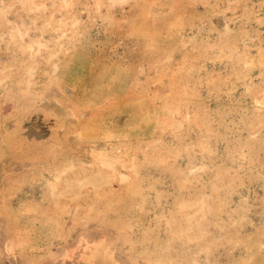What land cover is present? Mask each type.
Instances as JSON below:
<instances>
[{
  "label": "rangeland",
  "instance_id": "rangeland-1",
  "mask_svg": "<svg viewBox=\"0 0 264 264\" xmlns=\"http://www.w3.org/2000/svg\"><path fill=\"white\" fill-rule=\"evenodd\" d=\"M0 228V264H264V0H0Z\"/></svg>",
  "mask_w": 264,
  "mask_h": 264
},
{
  "label": "bare ground",
  "instance_id": "bare-ground-1",
  "mask_svg": "<svg viewBox=\"0 0 264 264\" xmlns=\"http://www.w3.org/2000/svg\"><path fill=\"white\" fill-rule=\"evenodd\" d=\"M226 25V24H225ZM224 28V27H223ZM226 28V27H225ZM227 29H229V28H227ZM230 30V29H229ZM62 67V66H61ZM27 95V94H26ZM58 96V95H57ZM4 108V107H3ZM6 108H8V107H6ZM10 110V109H9ZM8 109L6 110V111H9ZM56 110V109H55ZM6 111H4V112H6ZM57 113L59 112V111H56ZM7 113V112H6ZM64 120V119H63ZM62 119H61V122L63 121ZM67 120H68V118H67ZM58 121H60V120H58ZM66 121V120H65ZM30 131H31V129H30ZM29 134V133H28ZM70 141V140H69ZM72 141V140H71ZM79 141H80V139H79ZM75 143V142H74ZM24 167H25V165H23ZM27 166V165H26ZM44 168H46V167H44ZM85 175V174H84ZM78 176V175H77ZM99 178V177H98ZM92 179V178H91ZM90 179V180H91ZM95 179H97L96 177H95ZM102 179H103V177H102ZM94 180V179H93ZM99 180V179H98ZM56 181V180H55ZM58 181V180H57ZM77 181V180H76ZM108 181V180H107ZM106 181V182H107ZM91 182V181H90ZM95 182H97V180H95ZM65 183V182H64ZM74 183H76V182H74ZM74 183H73V186H71L70 188L72 189V188H74V187H76L77 186V188L78 187H80V186H78V184H75L74 185ZM91 184V183H90ZM65 185V184H64ZM80 185H83V184H80ZM67 187H69V186H65V188H67ZM68 189V188H67ZM74 189H72L71 191H73ZM65 191H67V190H65ZM108 191V190H107ZM76 192V191H75ZM74 192V193H75ZM63 194H64V192H62ZM70 193V192H69ZM72 193V192H71ZM66 195H67V193H65ZM72 195H74V194H72ZM60 198V197H59ZM74 199V198H73ZM27 201V200H26ZM56 201V200H55ZM68 202V201H67ZM71 202V201H70ZM23 203V202H22ZM50 205H51V203H50ZM53 206V205H52ZM2 226V225H1ZM59 226V225H58ZM4 227V226H3ZM26 228H28V227H26ZM1 229V228H0ZM35 229V228H34ZM3 231V230H2ZM1 232V231H0ZM41 232V231H40ZM39 232V233H40ZM73 232H75V231H73ZM89 232V231H88ZM49 233V232H48ZM77 233V232H76ZM79 233V232H78ZM94 233V232H93ZM102 233V232H101ZM101 233H99V235L101 236ZM51 234V233H50ZM86 234V233H85ZM4 235V234H3ZM9 235V234H8ZM39 235H42L41 233L39 234ZM48 235V234H47ZM46 235V236H47ZM52 235V234H51ZM50 235V236H51ZM53 235H55V232H54V234ZM71 235V234H70ZM74 235H78V237L76 236H74L76 239H78L79 237L81 238L82 236L80 235V233L79 234H74ZM80 235V236H79ZM43 236H45V235H43ZM52 237V236H51ZM86 237L87 238H91V239H96V237H97V235H96V233H94V234H86V235H84L81 239H83L84 240V238H85V241H86ZM0 245L2 244L3 246H4V248H5V241L6 240H3V237H1V235H0ZM45 238H47V237H45ZM102 238V237H101ZM41 239V238H40ZM43 239H44V237H43ZM71 239H72V237H71ZM75 239V240H76ZM81 239H80V241H81ZM89 239H87V240H89ZM91 239H90V241H87L88 242V244L89 245H87V243L85 242V244L87 245V247L88 246H90V245H92V244H90V242H93V241H91ZM103 239V238H102ZM48 240V239H47ZM69 240H70V238H69ZM96 240H101L100 238L99 239H96ZM95 240V241H96ZM106 240V239H105ZM74 241V240H73ZM102 241V240H101ZM43 242H44V240H43ZM48 242H50L49 240H48ZM47 242V243H48ZM67 242H70V243H68V244H66ZM67 242L65 243V242H63V243H59V247L56 249V251L54 252L53 251V253L54 254H51L50 256L48 255V254H50V253H48L47 255L49 256H47L46 258L44 257V259H43V261H41L39 264H55V262L56 261H58L56 264H68V262L66 263V261L65 260H69L70 261V259H71V256H70V254H68V252L67 251H69V249L71 248H69L68 250H67V248L69 247V246H71L72 245V242L71 241H68L67 240ZM74 243V242H73ZM76 243H77V241H76ZM76 243H74V244H76ZM78 243H79V240H78ZM81 243V246L84 244V242L82 243V242H80ZM46 244V243H45ZM57 244V243H56ZM50 245V244H49ZM58 245V244H57ZM2 246V247H3ZM6 246L8 247L9 245L8 244H6ZM33 246V245H32ZM39 246H41V245H39ZM44 246V248H45V245H43ZM80 246V247H81ZM85 246V245H84ZM47 247H48V245H46V249H47ZM78 247H79V245H78ZM83 247V246H82ZM96 247V246H95ZM55 248V247H54ZM73 248V250H74V247H72ZM85 248V247H84ZM89 248V247H88ZM6 249V248H5ZM31 249V248H30ZM39 249H41V247L39 248ZM49 249V248H48ZM77 249V248H76ZM90 249H91V247H90ZM7 250V249H6ZM9 250V249H8ZM26 250V249H25ZM33 250V249H32ZM35 250V249H34ZM43 250V249H42ZM42 250H41V252H42ZM85 250H86V248H85ZM85 250H83L84 252H85ZM37 251H38V249H37ZM40 251V250H39ZM3 252V251H2ZM6 252V251H5ZM8 252V251H7ZM6 252V253H7ZM29 252V251H28ZM27 252V253H28ZM44 252V251H43ZM52 252V251H51ZM31 253H32V251H31ZM36 254H37V252H35ZM46 253V252H45ZM41 254V253H40ZM79 254V253H78ZM72 255H74L75 257H77L74 253L72 254ZM2 256V255H1ZM4 256V255H3ZM74 256L72 257L73 258V260L74 259H76V258H74ZM4 258V257H3ZM6 258V257H5ZM22 259H24V261H25V258H22ZM21 259V260H22ZM46 259V260H45ZM6 260V259H5ZM10 260V259H9ZM17 260V259H16ZM14 261V263H13V261L11 262V263H13V264H23L24 262H23V260L22 261H20L19 259H18V261ZM72 260V259H71ZM1 261H3L4 262V260L1 258L0 259V262ZM20 261V262H19ZM76 261V260H75ZM82 261V260H81ZM39 262V261H38ZM74 261H72V262H70V264H72ZM74 264V263H73ZM77 264V263H76Z\"/></svg>",
  "mask_w": 264,
  "mask_h": 264
}]
</instances>
